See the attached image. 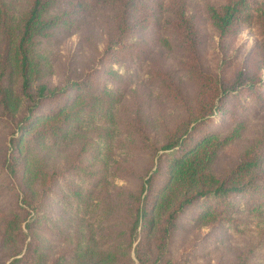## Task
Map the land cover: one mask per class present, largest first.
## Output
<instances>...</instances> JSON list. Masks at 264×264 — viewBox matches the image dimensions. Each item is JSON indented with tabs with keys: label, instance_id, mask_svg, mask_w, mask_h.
Wrapping results in <instances>:
<instances>
[{
	"label": "trees",
	"instance_id": "trees-1",
	"mask_svg": "<svg viewBox=\"0 0 264 264\" xmlns=\"http://www.w3.org/2000/svg\"><path fill=\"white\" fill-rule=\"evenodd\" d=\"M188 6L0 0V120L11 130L0 151V264H181L174 244L186 215L193 228L238 233L264 223V0L203 5L221 39L246 27L260 36L258 61L219 73L203 67ZM93 18L97 64L53 84L60 42ZM58 143L62 160H52ZM86 209L99 224L83 233L70 213ZM251 255L236 250L228 264Z\"/></svg>",
	"mask_w": 264,
	"mask_h": 264
},
{
	"label": "rangeland",
	"instance_id": "rangeland-1",
	"mask_svg": "<svg viewBox=\"0 0 264 264\" xmlns=\"http://www.w3.org/2000/svg\"><path fill=\"white\" fill-rule=\"evenodd\" d=\"M164 4L168 0H161ZM220 2L221 0H188L189 11L195 15L196 22L201 35V58L205 70L214 73L220 72L222 66L227 65L228 71H231L237 64H246L251 67L260 57V36L255 27H246L239 29L236 33L227 35L221 39L210 27L205 14L203 5L208 2ZM89 20V19H88ZM100 19L93 18L84 25L77 33L62 39L58 47V53L53 62L51 82L60 83L64 78L83 73L97 64L103 50V34L98 28ZM174 59L168 57V65L174 66ZM236 64V65H235ZM178 67V66H177ZM119 73L124 72V67L113 65L112 67ZM177 71L182 74L180 67ZM261 79L264 81V71L261 73ZM258 114H264L261 110ZM257 114V116H258ZM254 117L250 118V128L247 131V137L256 136L257 126ZM10 129L0 120V151L9 138ZM58 143L51 147L48 154L52 160H62L61 154L57 156L55 148L60 146ZM244 142L240 141L226 148L218 157L217 164L227 165L234 159ZM73 147V146H72ZM53 165V162L51 163ZM117 186L124 185V181L116 179L113 182ZM92 210L86 209L84 212H78L76 215L70 213L71 225L78 222L75 217H82V232L87 229H94L98 226L97 220H91ZM187 213H195V209ZM189 216L181 219L182 230L175 238L174 250L175 256L178 255L181 264H228L232 262L236 250L251 248L252 264H264V223L256 226L249 225L242 232H235L226 226L217 225L214 228H193L188 223ZM185 256V257H184ZM132 258L135 257L132 254Z\"/></svg>",
	"mask_w": 264,
	"mask_h": 264
}]
</instances>
